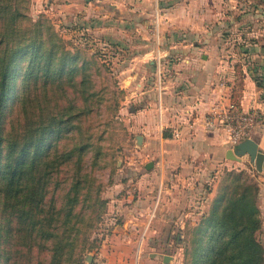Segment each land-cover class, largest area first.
<instances>
[{
  "label": "trees",
  "instance_id": "16d2710c",
  "mask_svg": "<svg viewBox=\"0 0 264 264\" xmlns=\"http://www.w3.org/2000/svg\"><path fill=\"white\" fill-rule=\"evenodd\" d=\"M29 2L0 0V264H84L88 214L76 207L91 199L85 157L101 154L102 132L86 126L102 113L91 67L100 70L46 17L31 18ZM256 188L245 170L223 169L190 264H264Z\"/></svg>",
  "mask_w": 264,
  "mask_h": 264
},
{
  "label": "crops",
  "instance_id": "0c3cea01",
  "mask_svg": "<svg viewBox=\"0 0 264 264\" xmlns=\"http://www.w3.org/2000/svg\"><path fill=\"white\" fill-rule=\"evenodd\" d=\"M227 0H79L74 9L88 12L99 9L101 24L94 28L101 35L118 38L130 59L122 67V86L126 95L120 106L125 125L124 139L136 160V182L146 188L159 182L171 191L176 182L199 189L205 183L216 185L223 169L236 163H255L248 154L229 158L227 134L221 129H206L202 116L222 96L230 97L242 109L258 104L264 113V71L252 76L245 68L240 76L232 61L233 48L222 51L226 39L222 26H250L254 13L264 11V3L254 11L228 7ZM153 4V6H152ZM260 8V9H259ZM158 10V30H151L152 15ZM106 13V14H105ZM113 13V14H112ZM123 13L122 18L114 15ZM264 38V34H261ZM249 47L254 61L264 70V42ZM235 39V37L233 38ZM238 39V38H236ZM255 41V40H253ZM245 49V48H244ZM247 51V50H246ZM224 52L228 53L225 59ZM125 53V52H124ZM244 54V53H243ZM124 59V58H123ZM178 134H175V133ZM264 152V119L251 133ZM127 148V147H126ZM152 161L150 167L146 163ZM264 173V161L262 171ZM148 185V187H147ZM264 182L260 208L264 214ZM150 190V188L148 189ZM213 193V191H212ZM211 194V191H210ZM153 203V214L157 205ZM145 200L133 209L145 214ZM264 240V239H263Z\"/></svg>",
  "mask_w": 264,
  "mask_h": 264
},
{
  "label": "rangeland",
  "instance_id": "374dc122",
  "mask_svg": "<svg viewBox=\"0 0 264 264\" xmlns=\"http://www.w3.org/2000/svg\"><path fill=\"white\" fill-rule=\"evenodd\" d=\"M75 1L77 0H30L27 14L33 19L46 17L67 49L80 48L89 56H94L95 64L100 70L97 73L96 66L91 67L95 72L93 78L99 88V95L101 93L104 98L102 113L95 112V115H91L86 126L89 125V131L94 134L102 132L101 154L98 159H94L93 148L85 157L86 170L93 179V183H88L91 199H86V208L82 201L76 207L79 209L83 205V212L85 210V214H88L84 264H190L194 228L202 216L210 211L222 173L216 185L205 183L199 189L178 182L171 191H167L168 189L163 188L159 182L149 187L150 190L137 186L139 172L133 167V162L137 159L132 152L134 141L131 147L126 145V128L119 112L126 95V89L122 86L121 70L131 63L130 59H125L129 52L123 50L125 45L117 41V37L104 36L94 30L99 28L100 13L104 15L103 12L99 9L88 12L84 8L75 11ZM79 1L84 3L85 0ZM261 1L264 3V0H227L226 4L228 7L236 4L237 10L246 8L248 11H254L258 8V5L255 8V4H260ZM120 15L123 13L113 17L122 18ZM253 15L252 23L250 26L246 25V28L245 25L219 28L220 35L235 37L226 39L220 45L222 51L230 48L236 51L231 63L237 76H240L239 73H242L244 68L251 71L253 77L264 71L261 65L253 60L254 51L249 48L261 45L257 39L263 38L261 34H264V11L259 10ZM158 20L157 10L151 21V30L154 33L158 30ZM227 52H224L225 59L228 58ZM94 116L101 122L98 128L94 127ZM235 163L236 167L230 169L245 170L257 187L255 202L261 223L256 235L264 246V214L260 208L264 173L250 167L248 161ZM98 184L99 196L95 191ZM89 188L87 185V190H82L80 198ZM54 193L60 204L59 202L63 201V189H56ZM146 198L149 200L145 206L146 213H136L139 208H133L137 200ZM158 198L160 202L156 214H153V203H156Z\"/></svg>",
  "mask_w": 264,
  "mask_h": 264
},
{
  "label": "built area",
  "instance_id": "2783aa9c",
  "mask_svg": "<svg viewBox=\"0 0 264 264\" xmlns=\"http://www.w3.org/2000/svg\"><path fill=\"white\" fill-rule=\"evenodd\" d=\"M263 119L264 113L258 104L246 110L230 97L222 96L202 116L201 123L206 129L223 130L227 134L230 148L234 150L239 142L251 136L252 130Z\"/></svg>",
  "mask_w": 264,
  "mask_h": 264
},
{
  "label": "water",
  "instance_id": "95a60500",
  "mask_svg": "<svg viewBox=\"0 0 264 264\" xmlns=\"http://www.w3.org/2000/svg\"><path fill=\"white\" fill-rule=\"evenodd\" d=\"M228 152L229 154H227V156L233 159H238L241 155L248 154L251 160L254 161L256 169L259 171L262 170L264 152L258 147L257 142L253 138H245L238 143L237 147L234 150L229 149ZM152 163V161H149L145 166L150 167Z\"/></svg>",
  "mask_w": 264,
  "mask_h": 264
}]
</instances>
